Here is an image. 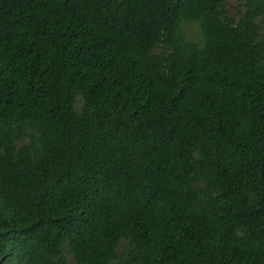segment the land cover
I'll return each instance as SVG.
<instances>
[{"label":"trees","instance_id":"1","mask_svg":"<svg viewBox=\"0 0 264 264\" xmlns=\"http://www.w3.org/2000/svg\"><path fill=\"white\" fill-rule=\"evenodd\" d=\"M242 1L0 0V264H264V0Z\"/></svg>","mask_w":264,"mask_h":264},{"label":"rangeland","instance_id":"2","mask_svg":"<svg viewBox=\"0 0 264 264\" xmlns=\"http://www.w3.org/2000/svg\"><path fill=\"white\" fill-rule=\"evenodd\" d=\"M225 11L228 17L237 18L243 12L242 0H225ZM264 29V19L261 21ZM185 35L192 41H199L201 38L200 30L197 24L191 23L183 27Z\"/></svg>","mask_w":264,"mask_h":264}]
</instances>
